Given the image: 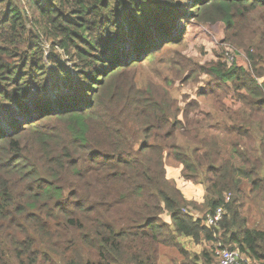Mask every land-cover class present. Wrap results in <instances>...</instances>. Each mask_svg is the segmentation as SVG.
I'll return each mask as SVG.
<instances>
[{"label":"trees","instance_id":"obj_1","mask_svg":"<svg viewBox=\"0 0 264 264\" xmlns=\"http://www.w3.org/2000/svg\"><path fill=\"white\" fill-rule=\"evenodd\" d=\"M27 1L44 35L54 30L47 39L74 49L79 66L74 74L59 61L42 63L31 53L39 38L26 29L23 11L0 0V264H158L164 246L195 264L200 256L190 259L182 238L217 244V230L234 226L224 244L264 264V230L249 229L238 211L246 182L250 194L264 192L263 141L261 153L252 152L258 159L233 146L237 166L198 105L182 112L168 91L139 89L126 77L128 67L153 60L160 43L172 39L165 23L174 15L209 13L230 26L264 10V0H194L189 10L185 0ZM255 50L248 53L253 72L264 64V47ZM227 66L212 73L225 85L246 84L251 100L239 99L246 113L236 114H248L242 121L255 138L264 82ZM258 131L264 133L261 121ZM170 159L185 182L206 188L203 218L188 211L196 203L169 178ZM218 208L228 214L210 228L206 216ZM201 260L211 264L210 254Z\"/></svg>","mask_w":264,"mask_h":264},{"label":"rangeland","instance_id":"obj_2","mask_svg":"<svg viewBox=\"0 0 264 264\" xmlns=\"http://www.w3.org/2000/svg\"><path fill=\"white\" fill-rule=\"evenodd\" d=\"M193 1L185 0L189 6L188 10L193 5ZM13 5L22 10L26 16V29L33 32L36 38H39L35 42L37 48L33 49L31 53L40 56L42 63L46 61L50 64V62L59 61L75 74V67L79 66V60L75 58L74 49H69L70 51L67 52L61 46L54 45L51 40L47 39L52 37L54 30L50 29L44 35V24L39 16L34 13L27 0H13ZM205 16L206 19L199 18L197 13L195 16L185 14L184 17L174 15L171 23H165V31L171 35L172 39L160 43L158 52L154 53L156 59L146 61L148 57H145L138 66L128 67L126 77L130 76L139 89L156 86L168 91L182 112L198 105L200 109L197 114L206 122H212L213 134L219 138L225 158L232 161L236 158L234 163L239 166L241 163L238 157L233 154V146L240 145L238 146L239 152L247 151L250 159L251 157L258 159L257 157H260L261 153L259 143L262 141L264 143V138H262L264 133L258 131V124L261 121L264 127V119L260 115L257 118L259 121L257 119L253 121L254 138L252 131L247 130L250 127L248 122L242 121V119L245 121L249 119L248 114H242L243 116L236 114L240 111L246 113V108L241 105L240 100H251L249 94L244 90L246 84L241 80L225 85L217 80L212 70L219 64H225L229 67H242L252 72L259 86L263 85L264 75L260 78H256L255 75L259 71L264 73V64L259 65L258 71L253 72V63L249 62L248 53L257 52L256 48L264 47V10L236 17L233 25L230 26L212 15L210 16L209 13H206ZM163 23L159 26H163ZM10 32L12 31L10 30ZM171 42L174 43L171 44ZM262 107L264 108V106ZM208 114H212L213 121L212 117H206ZM182 117L183 113L180 114V118ZM240 128L241 132L239 133ZM233 129L236 131L233 132ZM247 133L251 134L250 138L245 137ZM259 133L260 139H258ZM257 148H259L260 153L256 152V157L252 152ZM259 160L261 167L263 164L264 170V155ZM167 165L169 178L177 186L181 185L182 182L187 183L182 177V172L180 173V168L174 167L177 166V163L173 159H170ZM261 178L264 180V173ZM204 181L205 177L202 175L199 182ZM190 183L201 185L197 182ZM249 190L250 186L246 182L244 185L246 193L239 198L238 211L240 217L247 222L249 229L264 230V192L250 194ZM196 191H201V187L196 188ZM205 195L201 201H196V205L188 208V211L196 219L203 218L209 211L205 203ZM217 232L218 243L223 245L225 240L237 233V227L230 228L228 233L222 228ZM180 243L190 259L200 256L199 262L195 264H203L204 260L201 259L204 252L210 254L211 264H216L214 248L218 243L204 242L197 245L192 240L183 238ZM243 257L250 259V264H259L249 258L248 254H244ZM158 264H194V262L189 263L179 250L164 246L161 247Z\"/></svg>","mask_w":264,"mask_h":264},{"label":"built area","instance_id":"obj_3","mask_svg":"<svg viewBox=\"0 0 264 264\" xmlns=\"http://www.w3.org/2000/svg\"><path fill=\"white\" fill-rule=\"evenodd\" d=\"M227 212L223 208L207 214L205 223L210 228H219ZM216 264H250V259H244L243 254L238 249H229L225 244L218 243L214 248Z\"/></svg>","mask_w":264,"mask_h":264},{"label":"crops","instance_id":"obj_4","mask_svg":"<svg viewBox=\"0 0 264 264\" xmlns=\"http://www.w3.org/2000/svg\"><path fill=\"white\" fill-rule=\"evenodd\" d=\"M187 183L182 182V184L178 186L179 189L182 191L185 199L188 201L195 202V203H196V201L197 202L201 201V199L205 195V188L202 187L201 185L198 186V185H193L190 182H187ZM198 187L199 188L201 187V191H196V188H198Z\"/></svg>","mask_w":264,"mask_h":264}]
</instances>
